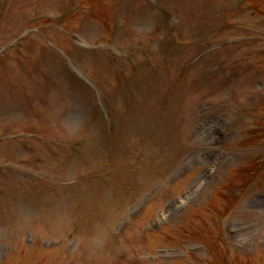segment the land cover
<instances>
[{
  "label": "rangeland",
  "instance_id": "1",
  "mask_svg": "<svg viewBox=\"0 0 264 264\" xmlns=\"http://www.w3.org/2000/svg\"><path fill=\"white\" fill-rule=\"evenodd\" d=\"M0 264H264V0H0Z\"/></svg>",
  "mask_w": 264,
  "mask_h": 264
}]
</instances>
